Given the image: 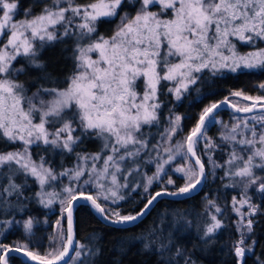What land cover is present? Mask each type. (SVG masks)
<instances>
[{
	"label": "snow or ice",
	"instance_id": "6c2138e0",
	"mask_svg": "<svg viewBox=\"0 0 264 264\" xmlns=\"http://www.w3.org/2000/svg\"><path fill=\"white\" fill-rule=\"evenodd\" d=\"M105 25L111 28L102 32ZM237 41L250 50L241 53ZM258 42L264 43V0H31L27 7L0 0V237L23 234L0 242V264L18 256L22 264H96L101 249L76 239L77 203L112 225L135 224L161 197L199 194L210 176L237 191L223 206L205 194L197 213L202 250L218 242L231 212L230 264H247L249 254L264 264V251H254L264 217V83L262 94L233 90L203 107L179 140L185 117L161 98L199 97L202 85L225 72L264 69ZM56 45L72 62L63 78L42 58ZM33 73L26 86L20 77ZM221 109L231 111L230 122L217 119ZM210 125H219L217 138L208 135ZM94 141L99 150L87 151ZM54 155L74 163L58 170ZM153 185L160 190L150 191ZM139 189L143 207L122 212L120 202ZM54 205L60 213L52 233L34 242L48 224L39 210ZM164 219L143 238L145 251L157 264H197L180 243L192 227L188 214Z\"/></svg>",
	"mask_w": 264,
	"mask_h": 264
},
{
	"label": "trees",
	"instance_id": "16d2710c",
	"mask_svg": "<svg viewBox=\"0 0 264 264\" xmlns=\"http://www.w3.org/2000/svg\"><path fill=\"white\" fill-rule=\"evenodd\" d=\"M78 2H81V0H78ZM30 3L31 0H22L24 7H27ZM110 28L111 26L105 25L101 28V31L106 32ZM236 43L241 53L250 50L249 45L241 44L238 41ZM258 46L264 47V43L258 42ZM61 47V45H56L55 47L45 49L42 53V58L49 62L50 70L63 78L71 71L72 62L64 58V54L61 53ZM34 77L35 74L33 73L27 77L21 76L20 79L26 83V86H30ZM260 83H264V69L242 70L236 73L225 72L214 78V80H210L208 85H202L201 95L199 97L197 93L192 92L181 102H175L170 96H162V99L167 100L168 107H173L176 114L185 117L182 121L183 131L175 139L179 140L183 138V135L194 125L201 109L209 103L223 99L225 95L233 90L242 89L250 95L262 94L258 88ZM165 115H167L166 110ZM231 117L232 113L228 109H221L217 119L227 122ZM161 127H164V125L162 124ZM152 131L155 132L156 129H152ZM218 132L219 125L215 127L210 125L209 136L215 137ZM99 144L100 141H94L88 143L85 147L89 152H96L99 150ZM178 161L180 160L178 159ZM53 163L59 170L61 164L64 167H71L74 160L69 156L62 157L54 155ZM169 175L176 180L178 186L183 183V180L179 178V174L173 175L169 173ZM219 175H222V170H217V176ZM169 187L171 188V186ZM159 190L158 185H153L150 189L152 192ZM89 191H94V189H89ZM236 191L223 188L219 179L214 180L210 176L207 185L202 187V191H199V194L185 199L161 198L155 203L150 214L142 222H136L131 226L122 228L104 223L99 219L98 214L83 207L82 205L84 203H78L75 206L76 239L84 244L94 243V246L101 249V254L96 258V264H157L158 257L150 251H145L142 242L143 238L161 220V217L165 218L164 223L167 224L182 215L188 214V219L193 221L192 227L180 233L182 237L180 243L183 247L195 252L193 258L197 261V264H230L231 256L228 252L227 245L234 238V229L231 226L232 220L235 219L234 214L231 212L225 213L227 217L225 222L228 227L217 234L218 242L214 246L211 248L203 246L202 250L201 241L198 239V225L202 226V218L198 220L197 213H203L204 211L205 194H209L212 198L218 197V202L223 206L231 200L233 195H236ZM145 195L142 189L132 192L128 199L120 202V210L122 212L138 211L143 207ZM39 211L40 213L47 214L48 224L41 225L40 230L32 237L34 242L52 233L53 228L51 226L59 219L60 208L59 205H54L51 210L41 209ZM256 233L259 243L254 251L256 255H259L264 251V217L259 218ZM93 236L96 237L94 242L89 239ZM22 239V231L13 230L5 236L0 237V242L12 244ZM47 246L48 242L44 239L41 241V245L37 250L43 252L47 249ZM255 260L256 257L249 254L247 264H255ZM22 261H24L22 257L18 256L10 264H22Z\"/></svg>",
	"mask_w": 264,
	"mask_h": 264
},
{
	"label": "water",
	"instance_id": "95a60500",
	"mask_svg": "<svg viewBox=\"0 0 264 264\" xmlns=\"http://www.w3.org/2000/svg\"><path fill=\"white\" fill-rule=\"evenodd\" d=\"M229 111H230V110H229ZM230 112H231V111H230ZM195 194H197V193H193L192 196L195 195ZM164 197H168V198H171V199H185V198H180V197H169V196H164ZM164 197H161V198H164ZM161 198H160V199H161ZM79 203H84V202H83V201H80ZM77 204H78V203H77ZM77 204H76V205H77ZM76 205H75V206H76ZM153 208H154V206L152 207V209H153ZM152 209H151V210H152ZM98 217H99V215H98ZM99 219H101V218L99 217ZM101 220H102V219H101ZM75 221H76V220H75V207H74V222H75ZM102 221H103V220H102ZM103 222L106 223V224H108V225H110V226L112 225V224L107 223V222H105V221H103ZM131 225H133V224H130V225H112V226L122 228V227L131 226ZM13 255H15V254H13ZM20 257H22V259L25 260V258H24L23 256H20Z\"/></svg>",
	"mask_w": 264,
	"mask_h": 264
},
{
	"label": "rangeland",
	"instance_id": "374dc122",
	"mask_svg": "<svg viewBox=\"0 0 264 264\" xmlns=\"http://www.w3.org/2000/svg\"><path fill=\"white\" fill-rule=\"evenodd\" d=\"M18 18H19V17H18ZM140 83L142 84V82H140ZM141 90H142V89H141ZM231 119H232V117H231L230 119H228L227 122H230ZM219 120H220V119H219ZM217 137H218V134H217L215 137H213V138H217ZM202 147H203V145H202ZM219 155H220V153L217 154V157H219ZM176 163H177V164H180L181 162L177 160ZM64 182L66 183L67 180H65Z\"/></svg>",
	"mask_w": 264,
	"mask_h": 264
}]
</instances>
